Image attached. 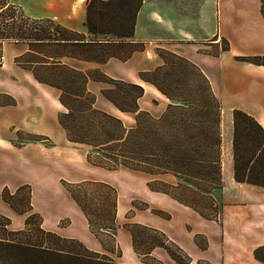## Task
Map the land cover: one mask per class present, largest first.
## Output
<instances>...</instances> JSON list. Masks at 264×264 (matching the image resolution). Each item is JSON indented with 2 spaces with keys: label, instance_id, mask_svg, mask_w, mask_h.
Here are the masks:
<instances>
[{
  "label": "crops",
  "instance_id": "crops-1",
  "mask_svg": "<svg viewBox=\"0 0 264 264\" xmlns=\"http://www.w3.org/2000/svg\"><path fill=\"white\" fill-rule=\"evenodd\" d=\"M11 1L33 18H50L88 35L86 0ZM32 50L27 42L0 44V169L8 170L16 180L13 186L0 184L1 212L10 213L5 207L13 210L2 199V189L11 192L27 185L28 211L39 216L40 228L114 262L264 264L254 256L256 248L264 247V187L235 181L231 155L233 109L248 113L264 129V64L239 59L264 56L261 0H142L133 34L114 42L104 60L60 58L87 74L85 86L94 94L95 108L99 97L129 117L131 126L134 113L117 109L104 97L101 90L113 85L98 73L141 86L138 109L153 117H158L170 100L142 74L164 64L162 50L188 60L206 78L220 109L230 111L224 130L228 157L224 165L221 162V186L209 194L201 193V197L208 199L209 195L219 203L214 219L193 201L192 205L180 202L147 184L157 180L176 185L171 174L151 175L126 167L122 168L128 171L123 172L106 169L89 163L83 150L74 157L70 145H86L66 138L58 121V114L64 111L59 90L38 81L31 69L15 61L21 56L32 60ZM90 87L97 88L98 96ZM68 147L70 152L65 151ZM80 183L106 189L111 200L108 225H94L92 213L82 202L78 204L72 189ZM138 227L158 235L160 242L140 240ZM168 244L177 246L188 260H175L166 249Z\"/></svg>",
  "mask_w": 264,
  "mask_h": 264
},
{
  "label": "trees",
  "instance_id": "trees-1",
  "mask_svg": "<svg viewBox=\"0 0 264 264\" xmlns=\"http://www.w3.org/2000/svg\"><path fill=\"white\" fill-rule=\"evenodd\" d=\"M141 2L86 0L84 25L88 35H85L50 18H33L11 0H0V44L3 41L27 42L34 47L32 60L21 56L15 61L31 69L38 81L59 90L58 99L64 111L58 114V121L66 138L89 145L100 153L95 160L88 154L86 159L89 163L106 169L122 166L151 175L171 174L178 181L176 185L157 180H150L147 184L151 189L171 194L178 201L192 205L191 201L172 190L184 187V183L204 193L221 186L220 105L206 78L188 60L175 55L171 57L177 62L164 60L163 65L171 68L169 73L159 74L160 68L148 72L156 74V79L143 73L142 77L170 100L165 110L158 117H153L138 109L137 99L143 92L141 86L112 80L98 73V77L113 85L112 89L101 90L104 97L117 109L134 113V125L127 128L119 118L94 107V95L85 86L87 74L60 59L104 60L114 42L133 34ZM261 11L264 15V0H261ZM239 59L264 64V56ZM175 75L183 78L195 75L203 87L196 89L191 97L180 98L166 89L167 84L157 80L161 76L170 79ZM231 113L233 177L237 182L264 187V129L254 117L242 110L233 109ZM141 120H145L144 129L139 127ZM1 196L8 202L3 190ZM74 198L79 204V200ZM7 223L5 219L2 226ZM34 226L44 236L63 240L26 217L24 230L6 231L5 235H0V264H121L88 251L78 252L45 238L35 242L15 238ZM171 246L181 257L167 247L175 260H188L177 246ZM263 253L264 247L254 250V256L262 261Z\"/></svg>",
  "mask_w": 264,
  "mask_h": 264
},
{
  "label": "rangeland",
  "instance_id": "rangeland-1",
  "mask_svg": "<svg viewBox=\"0 0 264 264\" xmlns=\"http://www.w3.org/2000/svg\"><path fill=\"white\" fill-rule=\"evenodd\" d=\"M168 53L169 52L166 50L161 51V54L166 58V60L176 61V59L172 58ZM159 68L160 70L158 73L161 75L162 74L164 75L165 73H169V71H171V68L169 65H161ZM188 71L190 72L191 70L188 69ZM149 73H147L145 76L149 78H155V79L157 78L156 74H154L155 75L154 76V75H150ZM92 74L93 72H91V75ZM175 76H171L170 79H167L164 76H161V77H158L157 80L159 83L167 84L166 89L169 91H173L180 98H186L187 96L191 97L193 92L196 89L203 87V83L195 75H192L186 78L185 77L183 78L180 76L175 77ZM90 90L93 93H95L96 96H98L97 88L90 87ZM95 105L100 109H107L115 113L116 115H118L119 117L117 116L115 117L119 118L125 127L127 128L132 127L131 125H129V123L131 122V119H129V117L121 113H118L116 110L112 109L110 105H107V103H105L104 101L102 102L99 97L96 99ZM146 105L149 106L150 103L149 104L147 103ZM60 110H62L61 107L59 108V111ZM130 116H133V115L131 114ZM229 117H230V111L220 109L221 162L223 163V165L228 157V149L226 146L224 130H225L226 118H229ZM139 127L143 129L146 127L145 120H141V124L139 125ZM23 137H28V135H23ZM48 141L50 142L51 140H48ZM74 143H78V142H74ZM80 144H83V143H80ZM70 146L72 148V152L74 153V157H76L78 150L79 152H81L80 150H83L86 156L89 154L92 160H95L97 159L98 156H100V153L94 151L92 147L89 145H86L85 147L83 145L71 144ZM65 151L70 152L69 147L66 148ZM7 171L8 170H4L3 168L0 169V184L2 182H6L7 184L13 186L16 183V180L13 177L9 176V172ZM116 171L123 172V171H128V170L125 168H122V166H117ZM2 190H3V194L5 198L7 199L8 202H10V206L12 207L14 211L13 210L8 211L6 207L4 210H6L7 212H10L9 214H6L0 211V235H5L6 231L24 230L23 221L26 218L25 216L31 218V223L39 224V221H40L39 216L36 215L35 213H31L30 211H28L29 188L27 185H24L16 189L15 191H11V192L6 187L3 188ZM72 191H73L72 194H74V196L80 201V203L82 202L83 206L88 208V210L92 213V216H93L92 218L94 219V223H95L94 225H97V224H102V225L107 224L108 225L109 224V219L111 216L109 205H110L111 200L107 197L108 194H107L106 189L100 188V187H92V186H89L88 183H80L79 187L73 188ZM172 192L174 194H176L177 192V195L183 197V199L187 201L191 200L197 205H199V210L202 213L208 215V217L213 218V219L217 218V211L219 208V203L218 202L216 203L214 199H212V197L209 195H207L208 199L201 197V193L204 195V192L197 190L194 186L184 183V187H181L177 190H172ZM209 192H211V190ZM196 194H200V195H196ZM104 202L106 203L107 207L104 205ZM5 219L7 220L8 223L2 226ZM36 228L37 227L34 226L31 229L27 230V232L22 231L20 232V234H17L15 238L18 240H22V241L30 240L32 242L40 240L41 238L42 239L45 238L47 240H52L53 243H57L61 246L72 248L81 253H86L87 251L81 244H79L76 241L68 240V239L57 241L53 239V237L42 235L41 233L38 232L39 230H36ZM136 232L138 236L140 237V240L160 242V237L148 229L138 227L136 228ZM167 246L173 252H175L176 255L180 257L179 253L176 252L172 248L171 245L168 244ZM262 255L264 256V253Z\"/></svg>",
  "mask_w": 264,
  "mask_h": 264
}]
</instances>
